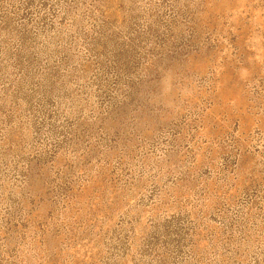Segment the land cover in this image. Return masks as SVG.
Listing matches in <instances>:
<instances>
[{
  "label": "rangeland",
  "instance_id": "1",
  "mask_svg": "<svg viewBox=\"0 0 264 264\" xmlns=\"http://www.w3.org/2000/svg\"><path fill=\"white\" fill-rule=\"evenodd\" d=\"M0 264H264V0H0Z\"/></svg>",
  "mask_w": 264,
  "mask_h": 264
}]
</instances>
